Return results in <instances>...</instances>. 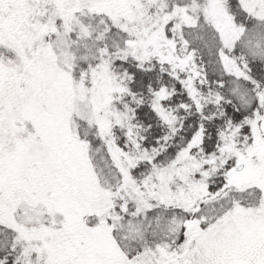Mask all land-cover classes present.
<instances>
[{
  "label": "snow or ice",
  "instance_id": "1",
  "mask_svg": "<svg viewBox=\"0 0 264 264\" xmlns=\"http://www.w3.org/2000/svg\"><path fill=\"white\" fill-rule=\"evenodd\" d=\"M0 264H264V0H0Z\"/></svg>",
  "mask_w": 264,
  "mask_h": 264
}]
</instances>
